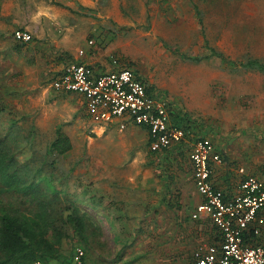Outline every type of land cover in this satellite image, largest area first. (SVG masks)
<instances>
[{
    "label": "crops",
    "instance_id": "obj_1",
    "mask_svg": "<svg viewBox=\"0 0 264 264\" xmlns=\"http://www.w3.org/2000/svg\"><path fill=\"white\" fill-rule=\"evenodd\" d=\"M67 2L76 7L78 13L64 11L58 15L52 10L49 13L53 18L52 27L47 26L48 31L41 28L43 37L50 36L52 40L40 42L35 37L36 42L28 45L10 40L6 44L12 46L11 53L2 54V64H12L25 73L34 65L43 67L41 100L46 105L43 119L56 125L55 136L61 129L71 142L72 149L63 157L73 163L71 169L75 171L71 179L75 186L67 190L80 206L86 207L93 221H121L123 233L119 234L127 242L149 237V241L156 242L157 264H190L196 250L221 244L219 230L212 219L197 212L203 197L197 191L190 159L195 143L207 136L215 142L222 162H212V183L227 199L238 192L240 184L248 177L264 181V144L245 138L246 131H243L233 133L229 143L222 146L224 139L221 140L218 129L214 131L213 127L187 114L186 89L169 97L175 108L171 125L184 129L186 136L167 149L151 150L146 127L128 122L126 128L121 129L119 121L96 123L83 95L56 90L53 82L70 65L86 64L96 75L121 68L108 59V53L119 48L117 29L125 24L120 3L127 0ZM90 12L94 18L85 17L90 23L88 30L81 26L83 19L79 14ZM44 14L24 12L21 25L8 26L7 31L12 32L13 37L15 29L39 34V26L35 27L33 21L40 24ZM87 38H93L92 45L87 44ZM81 48L85 49V55L79 52ZM14 54L22 58L21 67L16 66ZM7 57H12L14 64L6 62ZM47 84L49 86H45ZM20 97L16 93V98ZM237 131H241V127L238 126ZM245 235L247 245L264 247L262 213ZM128 258L126 262L130 264H142L137 255Z\"/></svg>",
    "mask_w": 264,
    "mask_h": 264
},
{
    "label": "rangeland",
    "instance_id": "obj_2",
    "mask_svg": "<svg viewBox=\"0 0 264 264\" xmlns=\"http://www.w3.org/2000/svg\"><path fill=\"white\" fill-rule=\"evenodd\" d=\"M67 3V0H0V135H9L12 144L21 148L22 160L33 158L34 165H43V175L52 174L58 191L74 185L71 174L75 169H71L73 163L66 157L56 158L54 166L49 164L53 158L45 157L55 139L56 125L43 119L46 106L41 100L43 67L34 65L25 73L12 64H2V54L8 56L10 40L16 42L13 33L7 31L8 26L21 25L24 12L46 13L40 24L33 21L35 27L39 26V34L25 30L33 36L30 43L36 42L35 37L40 42L52 40L50 36L43 37L41 28L52 27L53 18L49 14L52 10L58 15L64 11L78 13L76 7ZM120 11L125 24L117 29L119 48L108 53L110 61L117 59L121 68L133 69L154 92L168 100L170 113L175 108L169 97L186 89L187 114L214 131L218 129L221 140L224 139L222 146L229 143L233 133L243 131L245 138L264 144V73L236 68L249 59L264 63V0H127L120 3ZM79 15L83 19L81 26L89 30L90 23L85 17L94 18L93 13ZM92 40L87 38V44ZM81 49L79 52L85 55V49ZM213 51L223 54L229 64H223ZM182 54L208 58L196 64L184 60ZM12 57L16 66L21 67L20 55ZM12 57L5 61L14 64ZM16 93L21 97L16 98ZM238 126L241 131H237ZM204 139H210L216 148L211 137ZM65 193L60 195L63 203ZM96 222L111 247L105 250L108 264L120 262L116 250L122 246H127L123 264H130L126 261L134 255L137 258L147 255L139 263L157 264L156 242L149 241V237L116 247L113 230L123 233L121 221H114L113 225L101 219ZM77 248L83 249L74 241L65 242L63 252L69 256Z\"/></svg>",
    "mask_w": 264,
    "mask_h": 264
},
{
    "label": "built area",
    "instance_id": "obj_3",
    "mask_svg": "<svg viewBox=\"0 0 264 264\" xmlns=\"http://www.w3.org/2000/svg\"><path fill=\"white\" fill-rule=\"evenodd\" d=\"M14 38L23 44L33 40L29 32L22 30L15 31ZM113 63L119 65L117 59ZM53 87L83 95L96 123L119 121L121 129H125L128 122L146 127L152 151L167 149L186 136L184 129L171 125L168 100L150 92L147 83L131 68L96 75L86 64L70 65L53 82ZM190 159L197 191L203 197L197 212L208 215L221 236L219 246L196 250L190 264H264V247L249 246L245 242V232L261 213L264 217V181L248 177L242 181L238 192L227 199L212 183V162H222L213 143L204 138L197 140ZM84 257L85 251L77 248L70 264H83Z\"/></svg>",
    "mask_w": 264,
    "mask_h": 264
},
{
    "label": "trees",
    "instance_id": "obj_4",
    "mask_svg": "<svg viewBox=\"0 0 264 264\" xmlns=\"http://www.w3.org/2000/svg\"><path fill=\"white\" fill-rule=\"evenodd\" d=\"M213 54L223 64H229L223 54L216 51ZM181 56L193 63L208 58ZM236 66L264 73V63L259 60L249 59ZM149 91L154 90L150 87ZM71 149L69 138L58 129L45 157H52L49 164L54 166L56 158L65 156ZM21 153L9 135H0V264H70L75 252L67 256L63 246L73 241L85 250L83 264H108L105 250L111 247L86 207L74 201L68 190H56L52 174L43 175V165H34L33 158L22 160ZM63 193L64 203L60 197ZM113 231L116 247L127 242ZM125 248L116 250V258L120 259L116 264H123Z\"/></svg>",
    "mask_w": 264,
    "mask_h": 264
}]
</instances>
